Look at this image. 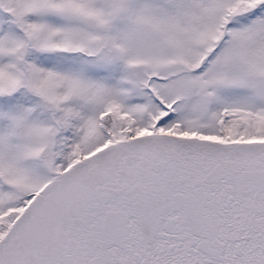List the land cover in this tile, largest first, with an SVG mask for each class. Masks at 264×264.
Returning <instances> with one entry per match:
<instances>
[{
  "label": "snow or ice",
  "instance_id": "snow-or-ice-1",
  "mask_svg": "<svg viewBox=\"0 0 264 264\" xmlns=\"http://www.w3.org/2000/svg\"><path fill=\"white\" fill-rule=\"evenodd\" d=\"M0 264H264V0H0Z\"/></svg>",
  "mask_w": 264,
  "mask_h": 264
}]
</instances>
